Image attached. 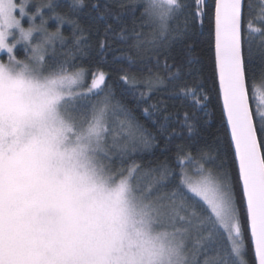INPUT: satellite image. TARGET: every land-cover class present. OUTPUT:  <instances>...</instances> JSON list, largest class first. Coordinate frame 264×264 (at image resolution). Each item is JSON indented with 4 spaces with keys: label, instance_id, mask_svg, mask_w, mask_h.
Here are the masks:
<instances>
[{
    "label": "snow or ice",
    "instance_id": "6c2138e0",
    "mask_svg": "<svg viewBox=\"0 0 264 264\" xmlns=\"http://www.w3.org/2000/svg\"><path fill=\"white\" fill-rule=\"evenodd\" d=\"M132 2L152 32L144 36L133 27L120 39L141 63L142 50L153 52L149 60L169 73V83L178 72L166 57L175 39L170 22L181 13L191 22L209 18L235 172L222 164L206 170L190 153L178 158L179 173L167 164L143 169L134 156L150 151L154 138L115 99L107 73L52 55L67 37L59 26L50 31L47 20L59 25L68 13L57 15L53 0H0V52L6 53L0 58V264H264V95L255 113L249 96L256 36L264 51V16L255 26L245 0ZM41 8L52 14L41 15ZM188 25L186 19L176 31ZM82 38L75 39L77 52L90 48ZM107 47L105 38L99 48ZM119 79L122 96L145 102L164 83L151 68L142 81ZM181 91L197 95L187 85ZM249 245L252 262L245 258Z\"/></svg>",
    "mask_w": 264,
    "mask_h": 264
},
{
    "label": "trees",
    "instance_id": "16d2710c",
    "mask_svg": "<svg viewBox=\"0 0 264 264\" xmlns=\"http://www.w3.org/2000/svg\"><path fill=\"white\" fill-rule=\"evenodd\" d=\"M42 2L46 3L47 0ZM53 3L58 5L57 15H68L65 22L59 25L54 17L47 20L46 27L50 31L59 26L62 35L67 37L63 44H56L52 55L60 59L70 56L72 64L87 68L89 73L96 70L107 73V83L112 85L115 99L131 109L138 122L154 138L150 151L134 156L136 163L143 169L167 164L179 173L183 166L178 165V158L190 153L197 163H204L206 170H215L222 164L224 170L235 172L234 154L229 146L230 138L223 116L217 79L214 76V37L207 16L202 22H191L190 17L181 13L170 22V39H175L166 57L167 63L173 66V71L178 69V72L177 79L169 83V73L163 67L157 68L155 58L149 60V57L154 56L153 52L142 50L139 56L144 57V61L141 63L137 54L129 51L126 42L120 39L122 34H131L133 27L144 36L152 32V26L146 24L141 16L142 9L138 3L134 4L132 0H83L82 5L76 4L75 0H53ZM208 3L211 6L214 0H208ZM69 7L74 11L68 12ZM31 11L34 12L35 8H31ZM101 13L103 15H100ZM245 13L253 20L255 26H261L258 17L264 16V0H245ZM45 14L51 15V10L41 8V15ZM39 19V16L35 18L37 23ZM186 19L189 20L187 29L177 32V26L183 29ZM69 20L76 21L80 28L69 23ZM27 21L28 18L24 17L22 22L27 26ZM122 29L125 30L124 33L121 32ZM78 36L83 37L80 43L88 44L90 48L77 52L75 39ZM105 38L108 47L101 50L99 44ZM14 52L18 58L25 55L23 45H18ZM85 52L88 53L87 56L83 55ZM166 57L164 54L159 56L160 65H163ZM1 58L5 59V55L2 54ZM130 64L134 65V68L130 69ZM250 67L252 76L249 80V96L255 113L252 90L254 85L264 82V51L259 36L255 37L253 43V60ZM141 68L143 71L139 70ZM149 68L153 72L158 71L164 81L160 91L152 93L151 99L146 102L122 96L121 89L124 85L119 79L120 76L135 75L142 81ZM185 85L196 89L197 95H185L181 91ZM141 90L144 89L141 87ZM198 98L199 104L196 103ZM152 104L162 107L151 115L145 114L144 108ZM161 123L165 125L164 128L160 127ZM113 124L118 127L117 121L113 120ZM187 125L193 126L192 133H189ZM191 167L194 165H188L185 170ZM147 184L146 179L144 185ZM245 258L250 262L254 261L250 245L246 247Z\"/></svg>",
    "mask_w": 264,
    "mask_h": 264
},
{
    "label": "rangeland",
    "instance_id": "374dc122",
    "mask_svg": "<svg viewBox=\"0 0 264 264\" xmlns=\"http://www.w3.org/2000/svg\"><path fill=\"white\" fill-rule=\"evenodd\" d=\"M2 54L5 55V59H6V53H2V52H0V58H1ZM252 93H253V100L255 103V110H256L257 107L260 105V97L262 95H264V82L254 85ZM191 168L188 169L189 172H190Z\"/></svg>",
    "mask_w": 264,
    "mask_h": 264
},
{
    "label": "clouds",
    "instance_id": "9594fccd",
    "mask_svg": "<svg viewBox=\"0 0 264 264\" xmlns=\"http://www.w3.org/2000/svg\"><path fill=\"white\" fill-rule=\"evenodd\" d=\"M29 2H30V0H29ZM20 20H21V28H25V30H26L28 26H26V25L23 24V22H22L23 21V18H20Z\"/></svg>",
    "mask_w": 264,
    "mask_h": 264
},
{
    "label": "water",
    "instance_id": "95a60500",
    "mask_svg": "<svg viewBox=\"0 0 264 264\" xmlns=\"http://www.w3.org/2000/svg\"><path fill=\"white\" fill-rule=\"evenodd\" d=\"M217 84H218V80H217ZM218 91H219V86H218ZM220 97V96H219ZM220 101H221V106H222V110H223V104H222V100L220 98ZM224 116V115H223ZM224 120H225V123H226V118L224 117ZM230 138V136H229ZM253 256H254V252H253Z\"/></svg>",
    "mask_w": 264,
    "mask_h": 264
}]
</instances>
